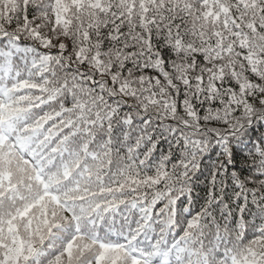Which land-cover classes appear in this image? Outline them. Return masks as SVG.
<instances>
[{
	"label": "snow or ice",
	"instance_id": "snow-or-ice-1",
	"mask_svg": "<svg viewBox=\"0 0 264 264\" xmlns=\"http://www.w3.org/2000/svg\"><path fill=\"white\" fill-rule=\"evenodd\" d=\"M0 264H264V0H0Z\"/></svg>",
	"mask_w": 264,
	"mask_h": 264
}]
</instances>
